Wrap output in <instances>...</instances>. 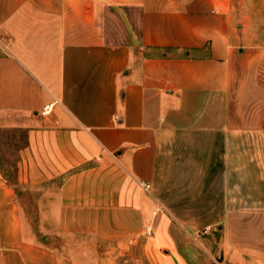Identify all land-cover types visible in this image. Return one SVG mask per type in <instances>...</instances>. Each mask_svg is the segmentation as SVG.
Here are the masks:
<instances>
[{"label":"crops","instance_id":"0c3cea01","mask_svg":"<svg viewBox=\"0 0 264 264\" xmlns=\"http://www.w3.org/2000/svg\"><path fill=\"white\" fill-rule=\"evenodd\" d=\"M0 129V264H264V0H0Z\"/></svg>","mask_w":264,"mask_h":264},{"label":"rangeland","instance_id":"374dc122","mask_svg":"<svg viewBox=\"0 0 264 264\" xmlns=\"http://www.w3.org/2000/svg\"><path fill=\"white\" fill-rule=\"evenodd\" d=\"M23 133L12 129H0V171L4 178L10 183H14L16 165H17V153L19 147L23 144ZM16 192H21V189L26 190V187L19 188L14 186ZM198 242L204 245L208 249H200L194 241L187 236L182 240V245L187 246L185 253L187 254L186 260L190 264H223L220 261V250L217 248L220 241V234H197L195 235ZM189 243V244H186ZM193 245L195 248L190 249L189 245ZM184 250V249H183ZM124 256V255H123Z\"/></svg>","mask_w":264,"mask_h":264},{"label":"built area","instance_id":"2783aa9c","mask_svg":"<svg viewBox=\"0 0 264 264\" xmlns=\"http://www.w3.org/2000/svg\"><path fill=\"white\" fill-rule=\"evenodd\" d=\"M56 104V102L50 103L48 105H45L42 110H41V115L42 116H47L52 112V109L54 107V105Z\"/></svg>","mask_w":264,"mask_h":264}]
</instances>
